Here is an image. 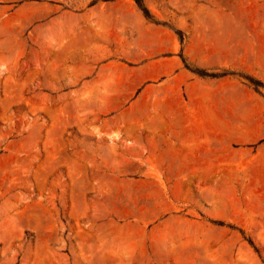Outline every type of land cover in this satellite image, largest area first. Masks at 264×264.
Returning <instances> with one entry per match:
<instances>
[{"label":"rangeland","instance_id":"1","mask_svg":"<svg viewBox=\"0 0 264 264\" xmlns=\"http://www.w3.org/2000/svg\"><path fill=\"white\" fill-rule=\"evenodd\" d=\"M143 1L0 0V264H264V0Z\"/></svg>","mask_w":264,"mask_h":264},{"label":"crops","instance_id":"2","mask_svg":"<svg viewBox=\"0 0 264 264\" xmlns=\"http://www.w3.org/2000/svg\"><path fill=\"white\" fill-rule=\"evenodd\" d=\"M189 137H191V136H189ZM163 157H164L165 160H169V161L172 160V161H173V160H176L178 156H176V157H172V156L170 155V152H169V153H165V154L163 155ZM205 158H207V157H205ZM180 159H181L180 162H185V161H188V160L190 159V156L183 154L182 157H181ZM207 159H208V158H207Z\"/></svg>","mask_w":264,"mask_h":264},{"label":"trees","instance_id":"3","mask_svg":"<svg viewBox=\"0 0 264 264\" xmlns=\"http://www.w3.org/2000/svg\"><path fill=\"white\" fill-rule=\"evenodd\" d=\"M138 2V4L142 7V9L144 10V12L146 13V15L148 14V8L144 5V1L143 0H136ZM262 86H264V83H260Z\"/></svg>","mask_w":264,"mask_h":264}]
</instances>
